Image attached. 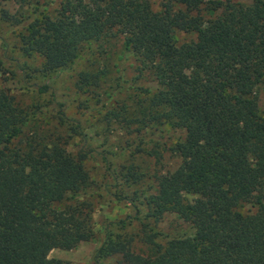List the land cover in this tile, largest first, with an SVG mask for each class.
Segmentation results:
<instances>
[{
	"label": "trees",
	"instance_id": "1",
	"mask_svg": "<svg viewBox=\"0 0 264 264\" xmlns=\"http://www.w3.org/2000/svg\"><path fill=\"white\" fill-rule=\"evenodd\" d=\"M8 2L19 10L0 8V18L22 23L20 49L42 58L45 80L31 81L18 61L15 76L21 89L48 95V101L22 105L0 87V264H68L48 253L95 235L90 202L78 198L90 184L85 161L94 149L69 152L72 137H87L80 119L69 117L57 99L53 79L81 50L95 43L98 53L106 51L112 38L132 55L136 78L150 77L157 89L143 90L144 97L130 93L99 122L128 114L127 127L139 131L166 122L183 135L173 147L179 163L155 174L154 193L140 203L113 194L134 215L103 226L93 261L103 264L100 258L114 255L125 264H264V118L258 104L264 0H162L157 9L148 0H56L52 14L33 17L27 13L31 0H0ZM99 60L94 56L77 73L75 88L103 106L125 83L115 77L100 90L110 68ZM131 166L126 181L136 182L140 174ZM244 203L254 210L239 211ZM166 210L193 232L158 241L156 225ZM132 220L140 222L137 233L126 231Z\"/></svg>",
	"mask_w": 264,
	"mask_h": 264
},
{
	"label": "rangeland",
	"instance_id": "2",
	"mask_svg": "<svg viewBox=\"0 0 264 264\" xmlns=\"http://www.w3.org/2000/svg\"><path fill=\"white\" fill-rule=\"evenodd\" d=\"M148 1L153 8L157 9L162 0ZM233 1L252 2V0ZM56 6V0H31L27 13L31 17L40 12L52 14ZM0 8H5L10 13L19 10V6L15 2L0 3ZM22 30V23L19 25L10 24L0 18V87L14 94L22 105L35 103L38 100L48 101V95H37L32 91L21 89L15 76L14 69L16 61H18L25 68V73L27 75L29 73L31 76L29 77L31 81L43 83L45 80L41 71L42 58L36 54L26 55L20 49L19 33ZM97 46L98 44L92 43L91 48L81 50L72 65L62 69L53 79V90L56 92L57 99L65 103L66 114L69 117L80 119L83 132L87 137L86 142L79 137H72L67 146L69 152L75 153L82 146L94 149V152L89 153L85 161L90 184L78 198H84L90 202V215L95 235L91 240L79 242L72 249L55 248L48 253L50 258L61 259L68 264H96L93 257L100 244L103 226L109 220L115 221L134 215V208L130 204L120 201L113 194L127 195L140 203L143 196L154 193L155 174L165 173L177 167L179 158L173 147L183 135L181 130L173 128L166 122L139 131L135 130L134 125L127 127L124 117L128 114L117 118L113 116L110 123L106 122V118L99 122V119L115 105L116 101L125 100L130 93L134 92L138 93L140 97H144L147 93L143 90L149 93L155 92L157 84L150 77L136 78L133 57L130 53L123 51L120 38H112L110 43L105 46L107 47L106 51L98 47L101 49L100 54L97 52ZM4 54L6 57H3ZM94 56L100 58L97 62L99 66L102 67L106 63L110 68L107 84H104L100 90H106L115 77H119L125 83L124 89L118 93L116 91L114 97L104 102L103 106L101 103H97L87 91L80 92L75 88L77 73L81 69L88 68V64L94 61ZM120 56L123 58L120 59ZM128 85L131 89L127 88ZM125 88L129 90L126 91ZM258 104L260 114L264 118V81L258 88ZM45 113L48 117L52 111L51 109L45 110ZM51 120L56 122L55 119ZM40 127L43 130L47 129L46 124L40 125ZM103 157L106 158V161ZM129 165H132L131 171L136 175L140 174V179L136 182L126 181L125 172ZM138 207L139 215L142 217L145 211L144 206L139 204ZM238 210L249 213L254 210V207L250 203H244L238 207ZM139 224V221L132 220L126 231L128 233L139 232ZM156 228L162 233L157 238L162 243L167 237L193 232L187 222L169 210L165 211ZM140 245V243H136L135 247L138 248ZM100 261L103 264H125L119 256L114 255L102 257Z\"/></svg>",
	"mask_w": 264,
	"mask_h": 264
}]
</instances>
